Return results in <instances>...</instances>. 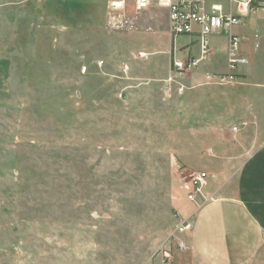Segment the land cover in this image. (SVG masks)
<instances>
[{"label": "rangeland", "instance_id": "1", "mask_svg": "<svg viewBox=\"0 0 264 264\" xmlns=\"http://www.w3.org/2000/svg\"><path fill=\"white\" fill-rule=\"evenodd\" d=\"M105 4L0 0V264H205L180 230L204 202L189 175L229 178L264 141L261 12L234 27L248 63L219 84L225 36L179 74L194 34L164 11L108 30Z\"/></svg>", "mask_w": 264, "mask_h": 264}, {"label": "crops", "instance_id": "2", "mask_svg": "<svg viewBox=\"0 0 264 264\" xmlns=\"http://www.w3.org/2000/svg\"><path fill=\"white\" fill-rule=\"evenodd\" d=\"M247 121L238 125L254 129L253 120ZM256 135L264 140V124ZM210 178L209 197L198 208L183 205L185 213L193 212L185 236L189 251L205 264H264V141L234 175L213 173Z\"/></svg>", "mask_w": 264, "mask_h": 264}, {"label": "built area", "instance_id": "3", "mask_svg": "<svg viewBox=\"0 0 264 264\" xmlns=\"http://www.w3.org/2000/svg\"><path fill=\"white\" fill-rule=\"evenodd\" d=\"M106 0L104 27L108 30L132 29L142 15L155 11H164L167 27L171 36L194 34L198 42V53L185 60L174 58L172 66L176 73L196 67L210 55V36L222 35L227 38V71L211 73L205 76L206 83H226L236 79L239 68L248 63L241 52L243 36L234 31L241 21L250 13L261 12L264 17V0ZM237 126L232 129L236 130ZM188 196L190 200L202 196L205 201L206 179L209 175L195 170L189 175ZM191 228V223L184 220L180 230ZM181 247H183L181 245ZM161 264H171L169 252H164Z\"/></svg>", "mask_w": 264, "mask_h": 264}]
</instances>
